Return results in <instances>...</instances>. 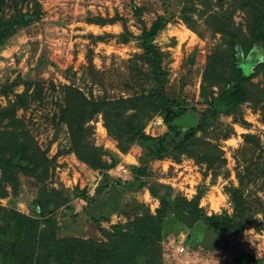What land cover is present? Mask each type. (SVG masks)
Segmentation results:
<instances>
[{"label": "trees", "instance_id": "16d2710c", "mask_svg": "<svg viewBox=\"0 0 264 264\" xmlns=\"http://www.w3.org/2000/svg\"><path fill=\"white\" fill-rule=\"evenodd\" d=\"M177 1L162 0L163 11L150 25L142 17L145 7L134 5L133 13L141 23L138 35L129 30L118 13L87 17L89 22L100 25L122 20L124 31L118 38L125 42L134 38L142 49L124 60L127 71L122 77L119 75L120 80L111 81L121 82L116 95H89L80 86L66 82L57 85L53 80L48 92L42 80L31 77L0 85V97L7 98L0 105V197L7 198L10 204L6 209L0 204V216L5 221L0 225L1 264H164V228L170 218L178 220L182 229L188 231L186 241L193 248L197 246L196 234L203 228L220 241L251 227L264 228L258 216L264 213V203L256 193L254 197L245 194L250 182L264 180V163L255 160L242 170L237 169L239 185L229 188L232 211L205 212L200 206L205 187H200L192 199L175 196L168 187L162 194L154 189L160 200L155 213L147 210L126 222L112 224L110 229H103L104 241L57 236V211L69 199L59 189L47 187L54 162L19 110L28 111L32 105L42 108L53 102L55 110L51 116L46 114L55 126L53 142L63 134L65 143L60 145V151L75 153L105 177L121 161V153L139 144L143 151L141 164L132 166L138 179L146 175V165L152 159L181 162L183 157L193 158L197 164L205 165V174L220 168L225 157L218 140L235 132L233 125L221 121V116H232L245 125L248 121L243 105L250 102L257 108L264 101V0H184L176 11ZM215 4L219 9L214 8ZM238 10L243 13V23L234 18ZM43 14L39 0H0V49L19 30L41 21ZM177 18L200 36L204 34L200 30L202 22L211 29L213 37L219 35L204 66L201 95L206 107L202 111L191 105L184 94L174 96L168 88V69L163 63L166 52L156 38ZM106 35H93V39H104ZM88 58L96 70V80L103 83V71ZM19 85H23L22 91L16 90ZM218 86L221 89L216 91ZM99 115L118 151L95 142V121ZM156 115L162 117L167 129L152 135L146 132V126ZM245 142L252 144V153L261 148L260 139L254 135H245ZM23 176L37 187L30 204L34 214L16 208ZM240 260V264H248L249 255ZM259 263L264 264V256Z\"/></svg>", "mask_w": 264, "mask_h": 264}, {"label": "rangeland", "instance_id": "374dc122", "mask_svg": "<svg viewBox=\"0 0 264 264\" xmlns=\"http://www.w3.org/2000/svg\"><path fill=\"white\" fill-rule=\"evenodd\" d=\"M39 1L44 11L42 20L19 30L0 49V85L31 77L42 80L48 92H51L50 81L53 80L57 85L66 82L80 86L89 95H116L120 92V76L127 71L124 60L142 52V49L134 38L126 42L118 38L124 31L122 20L100 25L89 22L87 17L114 16L118 13L126 21L129 30L138 35L141 23L133 13L134 5L145 7L142 17L147 25L163 11L162 0ZM183 1L174 4L176 11ZM214 8L219 9L216 4ZM234 18L237 23L244 21L240 10L235 12ZM200 30L203 36L191 29L183 19L177 18L159 33L156 42L166 52L163 63L168 69L170 93L174 96L184 94L191 105L202 111L206 107L201 95L204 66L210 49L218 43L219 35L213 37V32L203 22ZM99 34L106 36L94 40L93 35ZM88 57L103 71V83L99 84L96 80V70L90 66ZM116 78L119 79L117 82H111ZM22 89L23 85L16 87L17 91ZM220 89L221 86L215 88L216 91ZM6 102L7 98L1 96L0 105ZM54 110L53 102L50 101L42 108L32 105L28 111L21 109L19 115L26 117L39 144L54 162L46 181L47 187L59 189L69 199L67 205L57 211L59 238L80 237L104 241L106 236L103 229H110L112 224L126 222L147 210L155 213L160 200L154 192L157 190L162 194L168 187L173 195L188 199H192L200 187H205L200 199V206L205 212L232 211L229 188L239 185L237 169L242 170L255 160L264 163V101L257 108L250 102L243 105L244 118L248 121L245 125L237 123L232 116H221V121L233 125L235 132L227 139L218 140L225 157L220 168L208 170L205 174V165L197 164L193 158L183 157L181 162L171 158L152 159L146 165V175L138 179L132 171V166L141 164L143 151L137 143L127 153L120 154L121 161L108 171L106 177L79 160L75 153L61 152L60 145L65 143L63 134L53 142L55 126L46 117V114L51 116ZM101 117L99 115L95 121L94 140L98 145L118 151L116 142L107 135ZM166 129L159 115L150 119L146 126V132L152 135H159ZM248 134L260 139L261 148L254 153L249 150L252 144L245 142V135ZM106 157L111 159L110 155ZM263 181L257 178L250 182L245 194L254 197L256 193L264 203ZM22 182L16 208L34 214L30 204L37 187L25 176ZM0 204L5 209L10 205L7 198L1 197ZM258 216L264 225V213ZM4 222V217L0 216V225ZM164 234V264H240V259L246 254L249 255L248 264H260L259 259L264 256V228L257 230L251 227L223 241L203 228L196 234L198 240L194 248L186 241L188 231L182 229L178 220L170 218L166 222Z\"/></svg>", "mask_w": 264, "mask_h": 264}, {"label": "built area", "instance_id": "2783aa9c", "mask_svg": "<svg viewBox=\"0 0 264 264\" xmlns=\"http://www.w3.org/2000/svg\"><path fill=\"white\" fill-rule=\"evenodd\" d=\"M118 168H119V166H118ZM121 168L124 169V167H122V166H121ZM183 249H184V246H182V250H183Z\"/></svg>", "mask_w": 264, "mask_h": 264}]
</instances>
